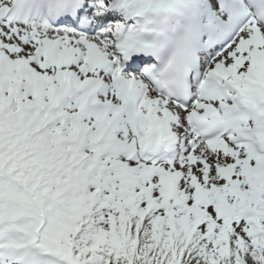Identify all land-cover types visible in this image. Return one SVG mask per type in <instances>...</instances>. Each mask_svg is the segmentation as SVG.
<instances>
[{
  "label": "snow or ice",
  "instance_id": "snow-or-ice-1",
  "mask_svg": "<svg viewBox=\"0 0 264 264\" xmlns=\"http://www.w3.org/2000/svg\"><path fill=\"white\" fill-rule=\"evenodd\" d=\"M0 264H264V0H0Z\"/></svg>",
  "mask_w": 264,
  "mask_h": 264
}]
</instances>
